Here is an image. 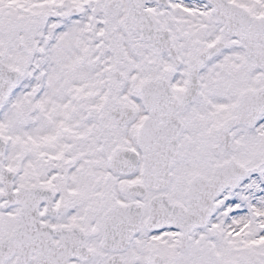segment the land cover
Instances as JSON below:
<instances>
[{"label": "snow or ice", "instance_id": "6c2138e0", "mask_svg": "<svg viewBox=\"0 0 264 264\" xmlns=\"http://www.w3.org/2000/svg\"><path fill=\"white\" fill-rule=\"evenodd\" d=\"M0 264H264V0H0Z\"/></svg>", "mask_w": 264, "mask_h": 264}]
</instances>
